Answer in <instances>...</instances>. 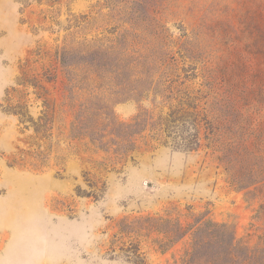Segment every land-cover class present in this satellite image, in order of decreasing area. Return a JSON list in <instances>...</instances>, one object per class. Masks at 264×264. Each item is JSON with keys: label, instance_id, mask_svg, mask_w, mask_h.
I'll list each match as a JSON object with an SVG mask.
<instances>
[{"label": "rangeland", "instance_id": "1", "mask_svg": "<svg viewBox=\"0 0 264 264\" xmlns=\"http://www.w3.org/2000/svg\"><path fill=\"white\" fill-rule=\"evenodd\" d=\"M263 165L264 0H0V264H174L167 212L255 242Z\"/></svg>", "mask_w": 264, "mask_h": 264}, {"label": "trees", "instance_id": "2", "mask_svg": "<svg viewBox=\"0 0 264 264\" xmlns=\"http://www.w3.org/2000/svg\"><path fill=\"white\" fill-rule=\"evenodd\" d=\"M18 113H21L20 120L26 122L29 117L27 113L16 112ZM32 123L35 124V122ZM141 123L142 120L138 118L135 123L121 125L124 130H129ZM249 172L264 174V165L263 167L254 166ZM233 181L240 183L238 180ZM261 187L264 198V183ZM261 212L264 213V204L261 205ZM138 226H144L150 232L156 231L162 235L157 242L162 252H166L179 241L189 237L187 245L180 257L175 259L174 264H264V232L255 242H252L250 239L237 237L227 224L210 220L185 225L179 217H173L170 212L165 215L157 214L139 218L135 220L133 228Z\"/></svg>", "mask_w": 264, "mask_h": 264}]
</instances>
